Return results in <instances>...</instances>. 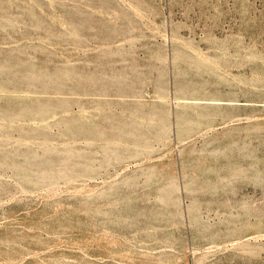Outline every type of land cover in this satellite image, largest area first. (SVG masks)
<instances>
[{
    "label": "rangeland",
    "instance_id": "obj_1",
    "mask_svg": "<svg viewBox=\"0 0 264 264\" xmlns=\"http://www.w3.org/2000/svg\"><path fill=\"white\" fill-rule=\"evenodd\" d=\"M0 264H264V0H0Z\"/></svg>",
    "mask_w": 264,
    "mask_h": 264
}]
</instances>
